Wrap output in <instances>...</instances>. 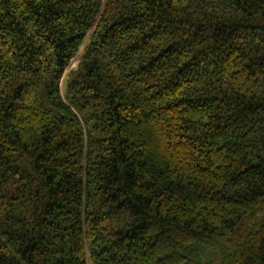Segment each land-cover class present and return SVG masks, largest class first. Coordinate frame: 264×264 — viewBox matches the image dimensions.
<instances>
[{
	"label": "trees",
	"instance_id": "trees-1",
	"mask_svg": "<svg viewBox=\"0 0 264 264\" xmlns=\"http://www.w3.org/2000/svg\"><path fill=\"white\" fill-rule=\"evenodd\" d=\"M0 264H264V0H0Z\"/></svg>",
	"mask_w": 264,
	"mask_h": 264
},
{
	"label": "rangeland",
	"instance_id": "rangeland-1",
	"mask_svg": "<svg viewBox=\"0 0 264 264\" xmlns=\"http://www.w3.org/2000/svg\"><path fill=\"white\" fill-rule=\"evenodd\" d=\"M83 47H84V44L81 45V47L79 48L78 52L76 53V55L71 59L66 71H65V74H64V77L61 81V92H62V95L64 93V89H65V86H66V83H67V73L70 71V69H74L76 66H77V63L79 61V59L81 58L82 56V53H83Z\"/></svg>",
	"mask_w": 264,
	"mask_h": 264
}]
</instances>
